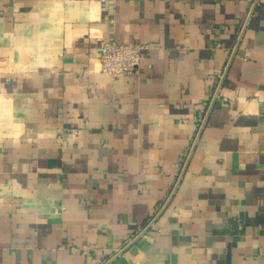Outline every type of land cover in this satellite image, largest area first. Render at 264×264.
<instances>
[{"label":"crops","instance_id":"obj_1","mask_svg":"<svg viewBox=\"0 0 264 264\" xmlns=\"http://www.w3.org/2000/svg\"><path fill=\"white\" fill-rule=\"evenodd\" d=\"M0 264H264V0H0Z\"/></svg>","mask_w":264,"mask_h":264},{"label":"built area","instance_id":"obj_2","mask_svg":"<svg viewBox=\"0 0 264 264\" xmlns=\"http://www.w3.org/2000/svg\"><path fill=\"white\" fill-rule=\"evenodd\" d=\"M148 44L135 41H105L100 46L101 71L114 78L135 74L139 71L143 51Z\"/></svg>","mask_w":264,"mask_h":264},{"label":"water","instance_id":"obj_3","mask_svg":"<svg viewBox=\"0 0 264 264\" xmlns=\"http://www.w3.org/2000/svg\"><path fill=\"white\" fill-rule=\"evenodd\" d=\"M250 15H251V14H250ZM249 17H250V16H249ZM248 19H249V18H248ZM247 23H248V20H247ZM247 23H246V25H245V28H246V26H247ZM245 28H244V30H245ZM244 30H243V32H242V34H241V36H240V38H239V40H238V42H237V44H236V47H235V49H234L233 56L235 55V53H236V51H237V49H238V47H239V44H240L241 39H242V36H243V34H244ZM233 56H232V58H233ZM232 58H231V60H230V62H229V64H228V66H227V69H226V71H225V74L223 75V78H222V80H221V83H220V85H219V87H218V89H217V92H216V94H215V97H214V99H213V101H212V103H211V106H210V108H209V111H208V113H207V115H206L205 121H204V123H203V125H202V127H201V129H200V131H199V133H198V136H197V138H196V142L198 141V139H199V137H200V134H201L202 129H203L205 123H206V119H207V117H208V115H209V112H210L212 106L214 105L215 99H216V97H217V95H218V93H219V91H220V88H221V86H222V83H223L224 77H225V75H226V72H227V70H228V67H229V65H230V63H231V61H232ZM196 142H195V144H194V146H193V148H192V151H191L190 156L192 155V152H193V150H194V148H195V146H196ZM187 164H188V161H187V163H186L185 166H184V169H183V171H182V173H181V176H180V179H179L178 183L180 182V180H181V178H182V176H183V174H184V171H185V169H186ZM177 186H178V184H177ZM177 186H176L175 189L173 190V192H172L170 198H169L168 201L165 203V205L163 206V208L161 209V211L159 212V214H160V213L166 208V206H167V204L169 203V201L171 200V198H172V196H173V193L175 192ZM159 214H158V215H159ZM154 222H155V219L152 221V223H154ZM145 231H146V230H145ZM145 231H143L138 237L143 236V235L145 234ZM138 237H137V238H138ZM128 246H129V245H128ZM128 246H126V247H125V248H124L119 254H121V253H122V252H123ZM119 254H117L116 256H118ZM116 256H115V257H116ZM115 257H114V258H115Z\"/></svg>","mask_w":264,"mask_h":264}]
</instances>
